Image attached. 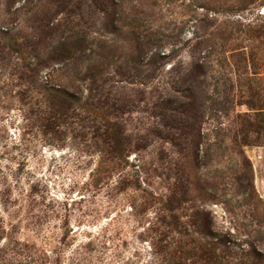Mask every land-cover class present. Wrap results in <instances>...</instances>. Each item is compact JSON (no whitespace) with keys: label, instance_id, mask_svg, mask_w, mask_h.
Here are the masks:
<instances>
[{"label":"rangeland","instance_id":"374dc122","mask_svg":"<svg viewBox=\"0 0 264 264\" xmlns=\"http://www.w3.org/2000/svg\"><path fill=\"white\" fill-rule=\"evenodd\" d=\"M0 264H264V0H0Z\"/></svg>","mask_w":264,"mask_h":264}]
</instances>
